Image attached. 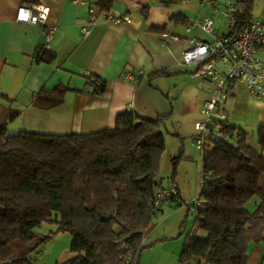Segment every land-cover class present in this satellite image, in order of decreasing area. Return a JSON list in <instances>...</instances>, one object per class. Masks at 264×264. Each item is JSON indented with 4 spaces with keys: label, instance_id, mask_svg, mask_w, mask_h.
Returning <instances> with one entry per match:
<instances>
[{
    "label": "trees",
    "instance_id": "16d2710c",
    "mask_svg": "<svg viewBox=\"0 0 264 264\" xmlns=\"http://www.w3.org/2000/svg\"><path fill=\"white\" fill-rule=\"evenodd\" d=\"M252 2L234 3L237 28L251 18ZM90 3L101 14L113 0ZM38 56L52 58L49 50L39 49ZM96 88L102 90L100 81ZM65 92L62 85L41 90L34 104L56 106ZM6 121L0 122V264H32L30 256L61 232L70 235L73 256L54 264H138L143 232L156 212L151 202L165 148L161 118L125 110L111 129L68 134L9 135ZM255 137L258 149L227 120L217 138L206 137L198 204L179 264L192 257L202 264H246L249 244L264 240V126ZM43 222L56 231L36 232Z\"/></svg>",
    "mask_w": 264,
    "mask_h": 264
},
{
    "label": "crops",
    "instance_id": "0c3cea01",
    "mask_svg": "<svg viewBox=\"0 0 264 264\" xmlns=\"http://www.w3.org/2000/svg\"><path fill=\"white\" fill-rule=\"evenodd\" d=\"M25 3L49 7L46 23L55 25L56 31L48 61L38 56L43 27L16 19L18 7ZM90 4V0H0V122L7 120L9 135L21 130L68 134L111 129L117 114L125 110L137 118H161V130L170 138L168 143L165 138L159 160L158 180L163 186L164 178L172 174V159L184 152L188 142L193 143L194 124L203 119L201 109L213 86L208 79L191 77L194 67L180 62L191 37L209 38L200 29L186 31L185 25L190 19L210 15L216 24L222 15L219 10H206L199 0H113L108 14L124 15L129 21L115 23L99 16L90 23ZM250 14L264 19V13L252 14V5ZM83 25L89 28L87 34L81 32ZM222 27L216 24L218 32L224 31L223 23ZM91 78L102 83L101 91L93 87ZM59 85L66 87L60 104L49 108L34 104L39 91ZM221 110L228 123L245 130L250 140L256 138V128L264 126V102L252 98L242 83L232 86ZM173 187L178 198L164 199L155 214H164L165 204L170 210L175 208L174 201L182 208L180 189ZM198 195L196 190L193 199ZM156 226L152 222L143 232L145 247L138 264H179L188 231H179L175 237ZM262 258L264 240L250 243L246 264H262ZM187 264L202 263L192 257Z\"/></svg>",
    "mask_w": 264,
    "mask_h": 264
},
{
    "label": "built area",
    "instance_id": "2783aa9c",
    "mask_svg": "<svg viewBox=\"0 0 264 264\" xmlns=\"http://www.w3.org/2000/svg\"><path fill=\"white\" fill-rule=\"evenodd\" d=\"M201 6L208 11L219 10L224 18V31L218 32L214 25V17L190 19L185 30L200 29L209 38L206 40L191 37L190 45L181 53V64L194 67L189 73L191 77H201L212 82L210 97L203 103L201 109L203 119L194 124L193 142L202 151L206 137L219 136L220 127L227 117L221 107L230 94L235 83H242L249 95L264 102V19L250 18L246 24L237 28L235 4L230 0H199ZM89 22L94 23L99 16L110 19L115 23L129 21L127 16L112 17L108 13L97 14L95 6L88 7ZM49 7L41 3H25L18 7L16 19L43 27L41 50H48L56 26L46 23ZM81 32L87 34L89 28L81 27ZM172 40H179L178 35H168ZM165 43V41L163 40ZM88 71L85 75L90 76ZM93 87L99 84L98 79L91 78ZM178 198L174 187L158 186L151 202V210L157 211L164 199ZM183 202V201H182ZM189 211L198 204V199L192 202L184 201ZM264 264V258H262Z\"/></svg>",
    "mask_w": 264,
    "mask_h": 264
},
{
    "label": "rangeland",
    "instance_id": "374dc122",
    "mask_svg": "<svg viewBox=\"0 0 264 264\" xmlns=\"http://www.w3.org/2000/svg\"><path fill=\"white\" fill-rule=\"evenodd\" d=\"M262 13H264V0H253L252 14L257 16L261 15ZM222 18H217L216 22L217 25L221 26V29L223 28L222 23H224ZM216 24L214 21L215 27ZM165 138L166 142L168 143L170 141L169 136L165 135ZM249 142L258 149L256 138L254 140L249 139ZM175 162L176 163L172 168V174L169 177L164 178L163 186H178L183 198L182 208L177 206V202L175 201V208L172 210H170L165 204L163 205L164 214L163 212L154 214L150 223L154 222L157 225L156 228L159 230L163 229L168 233L174 234L175 237H179V231H182V234H184L191 229L195 217L194 212L187 211V206L184 204V201L192 202L196 190L197 194H199L198 188L202 180L201 151L195 146L194 142H188L187 148L180 156L175 158ZM172 179H174V181H172ZM169 211L172 212L169 213ZM35 231L42 235L51 234L52 232L56 231V225L50 222H43L39 227L35 228ZM198 234L203 236L204 232H199ZM69 242L70 235L68 233L61 232L55 235L52 234V237L45 241L43 245H41L37 250V252H34L30 256L32 264H54L55 260L62 261L67 259L70 257V251L68 249ZM65 244L67 245L63 247Z\"/></svg>",
    "mask_w": 264,
    "mask_h": 264
}]
</instances>
